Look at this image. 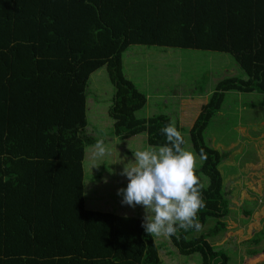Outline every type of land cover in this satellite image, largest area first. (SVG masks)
I'll use <instances>...</instances> for the list:
<instances>
[{"label":"trees","instance_id":"trees-1","mask_svg":"<svg viewBox=\"0 0 264 264\" xmlns=\"http://www.w3.org/2000/svg\"><path fill=\"white\" fill-rule=\"evenodd\" d=\"M132 46L227 54L243 75L209 81L187 131L204 181L202 229L225 215L219 153L202 134L225 93L264 97V0H0V264H161L142 219L83 206L91 73L103 67L112 86L115 138L166 143L171 119L134 116L146 99L122 74ZM194 232L169 239L180 256L228 264Z\"/></svg>","mask_w":264,"mask_h":264},{"label":"rangeland","instance_id":"rangeland-1","mask_svg":"<svg viewBox=\"0 0 264 264\" xmlns=\"http://www.w3.org/2000/svg\"><path fill=\"white\" fill-rule=\"evenodd\" d=\"M134 47L127 48V53L123 54L122 74L146 99V107L137 111L135 118L166 116L183 129V147L193 152L187 131L196 116L195 111L200 108L196 97H202L201 91L209 81L239 74L231 56L195 50L139 49L149 55L146 60L145 56L138 58L141 52ZM176 85L190 87V99L179 100L178 105L167 94ZM85 92L83 134L87 136L83 139V206L91 211L141 219L143 208L122 206L117 190L127 186V179L120 173L124 164L133 159L132 152L147 148L145 136L137 135L128 140L113 136L112 122L107 115L113 89L103 67L89 75ZM224 95L202 139L207 147L219 153L220 167L225 175L221 182L222 199L227 213L217 220L220 223L216 229L211 222L210 226L195 231L193 236L204 237L213 251L228 257V264H264V154L258 152V149L264 150V97L232 92ZM97 139L105 141L109 153L94 159L90 146ZM125 156L127 160L123 159ZM199 167L197 158L195 170ZM153 241L161 264H193L188 257L177 253L168 238L153 236ZM164 243L168 246L164 247Z\"/></svg>","mask_w":264,"mask_h":264},{"label":"clouds","instance_id":"clouds-1","mask_svg":"<svg viewBox=\"0 0 264 264\" xmlns=\"http://www.w3.org/2000/svg\"><path fill=\"white\" fill-rule=\"evenodd\" d=\"M160 132L166 137L165 144L132 152L133 159L120 173L127 179V186L118 189L117 195L122 197V206L143 208L141 227L148 236L179 239L181 232L202 229L198 212L206 206L204 186L195 170L197 157L185 150L177 127L169 122ZM90 148L94 159L109 153L103 139H97ZM199 158L206 159L203 151Z\"/></svg>","mask_w":264,"mask_h":264},{"label":"crops","instance_id":"crops-1","mask_svg":"<svg viewBox=\"0 0 264 264\" xmlns=\"http://www.w3.org/2000/svg\"><path fill=\"white\" fill-rule=\"evenodd\" d=\"M138 51H140L141 52V55H139L138 56V58H140V59H142V57L143 56H145L146 58H148V54L146 53V52H144V51H142V50H138ZM236 74V73H235ZM237 76H240L239 78H243V75H239V74H237ZM159 84H160V82H159ZM158 84V85H159ZM140 85V84H139ZM212 85H213V83H208L207 85H206V87H205V89L203 90V91H201L202 92V97H196L199 101H200V103L202 102V100L203 99H206V97L211 93V90H212ZM162 87V86H161ZM189 88L190 87H184L183 86V88H182V86L181 85H176V86H172L171 87V89H170V92L172 93L171 95H173L172 97H171V99L172 100H174L175 102H176V104L178 103L179 104V100H182V99H190L189 97H188V95L190 94V92H189ZM148 92H150V91H148ZM167 92V91H166ZM166 92H165V94H166ZM164 95V93L162 94V96ZM248 95H254V94H248ZM175 103L173 102V104L172 105H174ZM177 104V105H178ZM188 105H191L190 103H188ZM195 113H196V115H197V113H198V111H195ZM196 117V116H195ZM195 119V118H194ZM212 119V118H211ZM194 121V120H193ZM192 121V122H193ZM180 124L181 125H184V123H182V121L180 122ZM179 127V125H177V129H178V131L181 133V131H183V129H179L178 128ZM227 213V210H225V214ZM140 219V218H139ZM142 219V218H141ZM220 222L218 221H216V222H214V229H216V227H217V225L219 224ZM212 230V229H211ZM219 231V230H218ZM217 231V232H218ZM217 233L215 232V235H216ZM187 236H190V234L189 235H187ZM162 241V240H161ZM223 243V242H222ZM156 246V245H155ZM163 246L164 247H166V246H168L166 243H164L163 244ZM219 246H221L220 245V243H219ZM157 252H158V249H157ZM169 252V251H168ZM186 257H188V259H189V261L191 262V263H193V264H200V257L198 256V255H189V256H186ZM195 259V260H193V259ZM160 262H162V260H160Z\"/></svg>","mask_w":264,"mask_h":264}]
</instances>
